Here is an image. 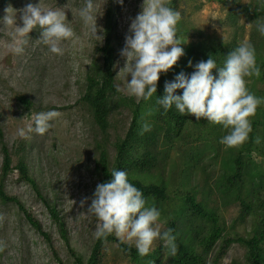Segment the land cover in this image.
Listing matches in <instances>:
<instances>
[{
  "label": "rangeland",
  "instance_id": "1",
  "mask_svg": "<svg viewBox=\"0 0 264 264\" xmlns=\"http://www.w3.org/2000/svg\"><path fill=\"white\" fill-rule=\"evenodd\" d=\"M39 2L40 0H0V19L5 15L4 9L11 5L17 10V24L22 26L19 10L28 3ZM173 2V9L180 12V20L186 24L188 30L191 28L199 32V36L194 38L196 40L215 37L225 46L249 40L257 50L262 45L261 38L264 35L259 32L250 40L252 32L258 30L256 24H253L255 17L251 9L245 11V8L254 6L255 0ZM94 3L98 15L97 26L103 29V40L92 38L79 17V9L84 6L85 0H41L45 8H64L69 27L75 33L73 39L62 43V55L51 53L47 46L37 41L40 38L39 28L29 33L23 53L15 54L7 47L12 40L13 28L0 24V139L11 154L12 166L22 156L30 177L35 180L45 201L40 199L28 182L19 179L16 171L4 180V191L23 205L49 239L46 241L29 224L16 204L0 203V247H3V251H0V264H75L69 247L75 253L86 257L96 239L94 232L97 219L86 211L99 184L94 173L96 154L93 149L97 131L88 109L80 101L84 87L83 77L90 62L99 58L95 48L103 45L106 21L109 20L116 84L124 86V73L120 71L124 60L120 51L124 47L131 19L141 11L143 0H123L122 5L117 0H94ZM185 38L189 42L192 36L185 35ZM246 80L250 85L252 77H247ZM256 88L260 89V84ZM121 93L130 97L124 92ZM18 95L29 98L32 108L25 110L17 101ZM131 98L138 101L135 97ZM50 110L60 112L61 116L51 122L53 127L48 132L42 136L33 132L26 138L19 137L18 130L27 129L33 123V114ZM130 118V110L125 104H113L107 144L111 162L114 156L112 143L117 136L123 135ZM170 157V162L180 163L179 155L173 156L171 152ZM251 158L260 161L255 155ZM2 159L0 145V170ZM209 164L206 162L203 165L206 173L213 170L210 184L207 183L202 191L204 193L200 194L202 181L196 176L194 188L199 192L196 194L197 199L200 195L208 198L210 204H214L211 200L220 202L215 186L219 169L218 164L216 166L213 163L209 169ZM84 198H87V203L82 208L80 202ZM46 203L54 207L63 223L69 246L61 238ZM217 208L224 210L221 205ZM233 216L234 209L231 208L226 215L227 222ZM249 226L247 220L244 227L248 229ZM235 227L238 229L239 225ZM244 254L241 246L231 244L221 264H246ZM161 258V263L165 264L164 253ZM99 264L133 263L115 245L106 243L101 247Z\"/></svg>",
  "mask_w": 264,
  "mask_h": 264
},
{
  "label": "trees",
  "instance_id": "2",
  "mask_svg": "<svg viewBox=\"0 0 264 264\" xmlns=\"http://www.w3.org/2000/svg\"><path fill=\"white\" fill-rule=\"evenodd\" d=\"M168 3L174 8L173 0ZM250 9L255 17L253 24L257 20L264 22V0H255L254 6L245 8V11ZM190 29L188 30L183 21L178 22L177 37L183 42L181 47L185 54L173 69L160 74L157 92L149 101L140 99L135 102L133 98L116 91L111 24L107 20L104 43L95 48L99 58L93 59L84 73V87L80 97L97 131L93 149L96 154L94 173L98 183L109 181L114 169L125 171L129 182L142 191L146 206H155L160 211V230H173L177 254L170 255L163 242L158 239L153 242L149 253L142 257L134 243H122L112 234L106 239L96 238L86 257L75 253L69 247L75 264H99L101 247L106 243L115 245L133 264H162V253L166 259L165 264H221L227 249L235 243L244 249L246 264H264V38H261L262 45L258 50L254 46L260 76H253L251 84H247L248 90L262 100L255 116L251 118L253 131L247 142L228 148L220 143L228 131L222 125L210 124L203 118L197 121L194 116L182 115L175 106L165 112L156 104L157 98L165 94L166 82L174 81L181 72L190 76L195 71L196 64L207 61L210 56L216 61L217 67H221L229 52L238 46L236 42L225 46L215 37L196 40L194 38L199 36V32ZM257 32H252L250 40ZM185 35H191V41L186 42ZM213 75H218L215 70ZM257 84H260V89L256 88ZM176 94L182 95V90H177ZM17 101L25 110L33 106L24 95H18ZM115 102L125 104L130 110L131 118L123 135L117 136L112 143L114 156L111 162L107 144L109 118ZM153 109L155 110L152 114L148 115ZM144 122L150 125L151 130L141 134V125ZM256 136L260 137L259 144L254 142ZM0 145L3 156L0 203L16 204L29 224L48 241V236L39 223L23 205L15 197L5 193L4 180L16 171L19 179L28 182L40 199L45 201L35 180L30 177L22 156L12 166L11 154L1 139ZM171 152L173 156L179 155L180 163L170 162ZM253 155L260 158V161L253 160ZM206 162L210 163L209 169L213 164H218L219 177L215 186L219 193V203L211 200L214 204H210L208 198L200 195L197 199L196 194L199 192L194 188L196 176L202 181L200 194L204 193V186L211 182L213 170L206 173L203 165ZM209 191L210 189L206 193ZM46 205L57 224L61 238L69 246L63 223L54 207L48 203ZM220 205L224 210L217 208ZM231 208L234 209V216L227 222L226 215ZM247 220L250 223L248 229L244 227ZM237 225L238 229L235 227Z\"/></svg>",
  "mask_w": 264,
  "mask_h": 264
},
{
  "label": "clouds",
  "instance_id": "3",
  "mask_svg": "<svg viewBox=\"0 0 264 264\" xmlns=\"http://www.w3.org/2000/svg\"><path fill=\"white\" fill-rule=\"evenodd\" d=\"M117 2L123 4V0ZM4 12L0 24L13 28L12 40L7 47L15 54L23 53L29 33L36 28L41 30L37 41L56 55L63 54V42L75 37L64 8H45L41 0L38 4L28 3L19 10L22 26L17 24V10L11 5ZM79 17L92 38L103 40V29L97 26L94 0H85L84 6L79 9ZM180 19V12L170 7L168 0H143L141 11L131 19L124 47L120 51L124 60L120 71L124 73L125 84L123 87L118 85L117 92L145 101L156 94L160 74L173 69L185 54L181 47L183 42L176 31ZM255 24L258 32L264 35V22L257 20ZM98 32L101 34L98 35ZM213 70L218 75L214 76ZM253 76H260L256 49L251 42L244 40L229 52L223 66L217 67L210 56L207 61L197 63L190 76L181 72L174 81L166 82L165 94L157 98L156 104L165 112L175 106L182 115L222 125L228 131L220 143L234 148L248 141L253 131L251 118L262 103L261 98L247 88L246 78ZM177 90H182V95H177ZM154 110H150L148 115ZM60 116L61 113L54 110L35 113L32 115L33 123L27 129H19L18 135L26 138L35 132L42 136L53 127L51 122ZM150 130L148 123H142L141 134ZM254 142L259 144L260 137L256 136ZM111 177L109 181L97 185L86 211L97 219L95 238L106 239L115 234L122 243H134L142 257L159 239L169 254L175 256L178 251L176 236L172 229L160 230V211L155 206H146L142 191L129 182L125 171L114 169ZM85 203L87 198L81 200L80 206L83 208Z\"/></svg>",
  "mask_w": 264,
  "mask_h": 264
}]
</instances>
